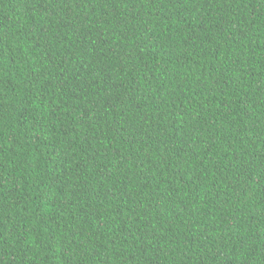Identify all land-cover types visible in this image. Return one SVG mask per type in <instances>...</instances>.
I'll return each instance as SVG.
<instances>
[{"label": "trees", "instance_id": "trees-1", "mask_svg": "<svg viewBox=\"0 0 264 264\" xmlns=\"http://www.w3.org/2000/svg\"><path fill=\"white\" fill-rule=\"evenodd\" d=\"M0 264H264V0H0Z\"/></svg>", "mask_w": 264, "mask_h": 264}]
</instances>
